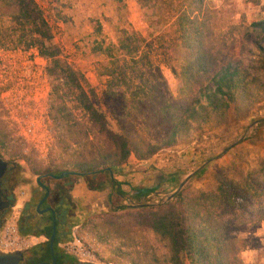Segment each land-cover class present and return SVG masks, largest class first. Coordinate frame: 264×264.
<instances>
[{"label":"trees","instance_id":"trees-1","mask_svg":"<svg viewBox=\"0 0 264 264\" xmlns=\"http://www.w3.org/2000/svg\"><path fill=\"white\" fill-rule=\"evenodd\" d=\"M138 3L155 10L156 24L172 28V50L182 61L189 98L185 102L174 98L161 70L157 58L168 54L170 48L157 44L156 37L122 29L116 42L97 46L105 57L99 64L100 74L106 77L101 96L117 126L112 129L106 114L97 107L95 89L51 42V27L36 0H0V49H36L47 60L45 71L53 81L49 115L64 122V147L72 148L75 154H67L54 169L35 174L69 172L55 179L58 187L62 182L66 185V179H71L68 187L82 179L89 190H107L112 208L125 197L140 202L157 189L131 187V194L122 190V182L114 175L120 174L118 168L129 157L148 160L160 151L189 144L226 125L230 111L236 118L244 117L258 98H264V19L243 27L241 39L249 46L241 47L254 55L253 64L246 65L235 55V43H228L226 37L214 31L207 0ZM74 110L86 119L74 117ZM19 169L17 165L6 173L3 186L8 188L9 177H20ZM179 175L167 178L174 181ZM214 175V187L190 192L182 188L166 202L137 206L162 250L155 248L149 253L150 264H182L184 260L189 264H244L241 252L247 241L239 233L254 229L264 220V163L239 179L223 170ZM10 199L12 203L11 194ZM48 220L38 230L18 225L21 236L47 237L43 250L31 248L20 264L51 262L49 238L53 225L55 264L76 261L59 246L70 232L58 231L50 214Z\"/></svg>","mask_w":264,"mask_h":264},{"label":"rangeland","instance_id":"rangeland-1","mask_svg":"<svg viewBox=\"0 0 264 264\" xmlns=\"http://www.w3.org/2000/svg\"><path fill=\"white\" fill-rule=\"evenodd\" d=\"M36 2L51 27V42L60 49L62 58L80 70L89 86L95 89L98 94L97 107L106 114L112 129H117V126L101 96L106 77L100 74L99 64L105 61V57L97 50V46L116 42L122 29L136 30L147 38L156 37L157 44L162 43L170 48L168 54L159 55L157 59L174 98L181 102L188 100L187 82L181 73L182 61L176 58L172 50V28L169 24L160 26L155 23L157 17L153 8L140 6L138 0ZM207 4L212 12L216 34L226 37L228 43H235L234 53L246 65L253 64L254 55L241 47L249 46L248 42L241 39V33L250 22L264 19V0H207ZM160 51L159 48L157 52ZM46 65L47 60L39 56L36 49H0V156L8 163L20 166V176L24 182L17 191L24 190L27 195L20 206H23L31 192L35 198L43 194L37 184L40 174L36 172L54 169L65 160L67 154L75 155L72 148L64 147V122L54 120L49 115L53 81L45 71ZM68 100H72L71 97ZM74 117L86 119L75 110ZM87 151L91 149L88 147ZM135 161L133 156L129 157L128 162L118 168V172L130 170L128 163L132 165ZM262 163L264 98L261 97L253 103L246 116L236 118L235 113L230 111L226 125L189 144L160 151L154 159H150L147 166L161 171V174H155L159 186L140 202L125 197L112 208L107 200V190H89L82 179L68 187L71 179L64 180L66 185L63 186L62 182L59 187L73 198L76 216L70 226L69 238L60 243V248L66 252L65 244L72 241L71 233L75 228L82 248L89 249L93 257L86 259L79 256L73 245L69 254L75 258L74 264H78L79 260L97 264H150L149 253L155 248L159 252L162 250L137 209L140 203L159 204L168 201L169 194L185 176L199 167L204 169L202 173L199 174L200 169L182 186L187 192L214 187V174L219 170L239 179L258 170ZM176 173L180 175L174 181H166L165 175ZM48 176L42 181L51 190L56 189L59 183ZM114 176L118 180L121 174ZM147 186L155 185L152 182ZM125 190L130 192L128 188ZM19 207L12 208L6 220L12 214H19ZM247 231L251 230L240 232L239 237L249 245L254 241ZM43 240V237L29 235L25 246L15 250H29ZM182 264L189 263L184 260ZM260 264H264V261Z\"/></svg>","mask_w":264,"mask_h":264},{"label":"flooded vegetation","instance_id":"flooded-vegetation-1","mask_svg":"<svg viewBox=\"0 0 264 264\" xmlns=\"http://www.w3.org/2000/svg\"><path fill=\"white\" fill-rule=\"evenodd\" d=\"M16 166L17 165H13L7 162L5 173L0 178V225L6 220V217L10 213V210L12 208L19 207L22 199L24 200V198H26L27 196L24 190L17 191V188L20 186V184L24 182L22 176H20L17 180H15L13 177H9L8 181H6L8 188L6 186H3V179L6 173L10 170H13ZM44 177L49 176H45V174L40 175L41 183L37 182V184L43 190V194H41L40 197L35 198L33 196V193L31 192L28 199L24 201L23 206L21 205L19 207L20 210L18 214V225H20L21 228L27 230L41 229L45 224H48V214H50L52 216V220H56L59 226L58 231H62L67 234V232L70 230L73 219L76 216V209L73 198L70 197L66 192H64L61 187H57L56 189L51 190V188L42 181V178ZM46 187L48 189V194ZM10 194L13 196L12 203ZM27 204H29L28 207L26 206ZM48 207H51L52 210H45ZM52 211L54 213V216L52 215ZM37 237H43L44 239L43 242L38 244L37 246L38 248L43 250V246L45 245L47 237ZM31 251L32 250L29 249L24 252L23 260L20 261L19 264L25 262L24 258L28 255L29 252L31 253ZM65 253L67 255H70L67 252Z\"/></svg>","mask_w":264,"mask_h":264},{"label":"crops","instance_id":"crops-1","mask_svg":"<svg viewBox=\"0 0 264 264\" xmlns=\"http://www.w3.org/2000/svg\"><path fill=\"white\" fill-rule=\"evenodd\" d=\"M156 155L150 159H154ZM150 159H135L136 161L132 165L128 163L127 167H130V170L120 172L121 177H119L118 180L122 182L121 188L123 191L126 192L125 188H128L130 192L126 193L131 194V187L147 186V184H151L152 182L155 186H159L158 182L155 180V174H161V171L152 168V166H147ZM165 179L166 181L168 180L166 175ZM161 180H163V178H161ZM250 230L251 231L247 232L253 237L254 242L249 245L247 244L246 248L241 252V258L244 264H260V262L264 261V220L259 222L254 229Z\"/></svg>","mask_w":264,"mask_h":264},{"label":"built area","instance_id":"built-area-1","mask_svg":"<svg viewBox=\"0 0 264 264\" xmlns=\"http://www.w3.org/2000/svg\"><path fill=\"white\" fill-rule=\"evenodd\" d=\"M73 229L74 230L71 233L72 241L65 244L66 252L69 254L70 251H72L70 250V247L74 245V247H76V250L78 251L79 256L86 259L92 258L93 253L89 249H86L84 247L82 248L83 245L80 242L79 238H77L76 236V230L75 228ZM27 238H29V235L21 236L19 234L18 214H12L10 218L4 222L2 228L0 229V250L11 251L21 248L22 246H25ZM59 246L61 247V244H59Z\"/></svg>","mask_w":264,"mask_h":264},{"label":"water","instance_id":"water-1","mask_svg":"<svg viewBox=\"0 0 264 264\" xmlns=\"http://www.w3.org/2000/svg\"><path fill=\"white\" fill-rule=\"evenodd\" d=\"M6 168H7V161L3 160L0 156V178L5 173ZM201 168L202 167H199L196 170H194L193 172L187 174L185 176V178L178 184L176 189L169 194V196L167 197V200L171 199L182 188V186L188 181V179L193 174H195L197 171H199ZM66 173H69V172H62L60 175H54V174H48V175H50V177H52V178L59 179V178L63 177ZM37 182L41 183L40 177H37ZM46 190H47V194H48L47 187H46ZM37 210H38V206H37ZM45 210H52V208L48 207ZM52 215L54 216L53 211H52ZM55 235H56V229H55V226L53 225V231H52V234L49 238L51 262L49 263L47 261H42V262H37L35 264H55V255H54V249H53V242L55 239ZM24 252H25V250H12V251L0 250V264H19V262L23 260ZM78 264H97V263L79 260Z\"/></svg>","mask_w":264,"mask_h":264}]
</instances>
